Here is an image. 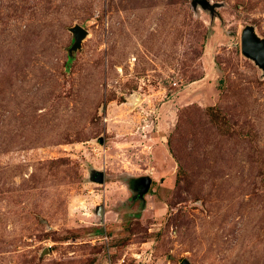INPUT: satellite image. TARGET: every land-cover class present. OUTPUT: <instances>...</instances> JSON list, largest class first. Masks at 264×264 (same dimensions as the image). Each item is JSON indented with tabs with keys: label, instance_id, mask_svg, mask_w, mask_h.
I'll use <instances>...</instances> for the list:
<instances>
[{
	"label": "rangeland",
	"instance_id": "obj_1",
	"mask_svg": "<svg viewBox=\"0 0 264 264\" xmlns=\"http://www.w3.org/2000/svg\"><path fill=\"white\" fill-rule=\"evenodd\" d=\"M206 1L0 0V264H264V0Z\"/></svg>",
	"mask_w": 264,
	"mask_h": 264
},
{
	"label": "water",
	"instance_id": "obj_2",
	"mask_svg": "<svg viewBox=\"0 0 264 264\" xmlns=\"http://www.w3.org/2000/svg\"><path fill=\"white\" fill-rule=\"evenodd\" d=\"M193 4H198L201 7L208 6L206 0H193ZM69 31L73 34V43L69 49V55H71L80 48L81 41L86 37L87 33L80 26H74ZM241 51L246 57L253 60L256 65L264 70V39L257 38L251 28L245 29L241 35ZM94 181L102 184L104 181L103 174L100 172L95 173ZM149 185L150 180L146 179L143 192L148 190Z\"/></svg>",
	"mask_w": 264,
	"mask_h": 264
}]
</instances>
